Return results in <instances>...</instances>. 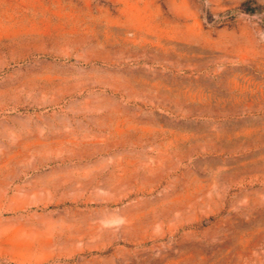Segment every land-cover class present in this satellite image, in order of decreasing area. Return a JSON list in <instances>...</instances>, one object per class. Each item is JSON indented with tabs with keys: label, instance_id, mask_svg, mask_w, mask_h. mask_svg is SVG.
<instances>
[{
	"label": "rangeland",
	"instance_id": "obj_1",
	"mask_svg": "<svg viewBox=\"0 0 264 264\" xmlns=\"http://www.w3.org/2000/svg\"><path fill=\"white\" fill-rule=\"evenodd\" d=\"M0 264H264V0H0Z\"/></svg>",
	"mask_w": 264,
	"mask_h": 264
}]
</instances>
